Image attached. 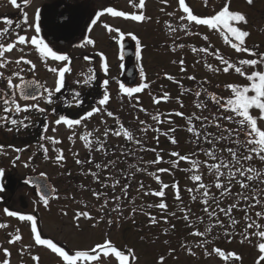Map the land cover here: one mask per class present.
I'll use <instances>...</instances> for the list:
<instances>
[{"label":"snow or ice","instance_id":"obj_1","mask_svg":"<svg viewBox=\"0 0 264 264\" xmlns=\"http://www.w3.org/2000/svg\"><path fill=\"white\" fill-rule=\"evenodd\" d=\"M32 0H8V3L13 7L20 10L21 17L13 20L8 17H0V23L3 27H0V128L7 127V131H17L22 129H28L33 126L34 120L30 113L36 112L45 117V121L42 127V134L38 141V152L43 153L45 160L51 161L57 167H64L66 157L62 149H58L56 145L61 143L55 135L48 136L46 133L51 127L53 133H55L59 126H64L71 134L67 139L75 143L77 136L83 143V146L88 150L89 159L80 160L75 159L77 165H84L85 163H93L92 152H101L105 155L108 149L106 148L107 138L111 135L114 137H121L127 143L135 145V148L128 149L127 152L121 148V154L124 156H132L135 154L136 149L144 152H153L156 158L151 161H147L145 167H136L135 171L124 172L129 179L133 178L136 172L145 173L153 178L159 185L158 190H152L144 192V184L140 183L138 191L143 192L144 195H154L160 199L158 204H149L147 207H155L161 212H166L168 205L165 202L166 189L171 188L174 195V200L179 204H183L181 197V188L179 181H174L171 184L164 183L161 179V173L174 174V170H180L188 174L187 178L191 181L194 187H187L185 190L189 193L190 200L192 202H199L203 207L202 211L206 214L207 225L203 230L195 227L197 223H204L205 216L196 217L195 220H190L191 213L190 208L181 207L180 211L183 213L182 219L186 222V227L193 229L189 231L188 235L198 238L195 242V247L203 250V255L206 257L216 256L223 261V264H231L233 261H241L242 257L235 251H225L220 247H212L209 250L208 245L213 244L219 239V234L214 232L217 227L224 229L223 236L226 239L237 235L235 231H229V228L235 229L240 224V220H237L233 212L239 210L244 212V228L239 235H241L240 243L243 244L246 241L251 244L252 239L255 238L258 242L254 245L258 252L254 264H264V224L259 221L264 219V167H256L257 163L264 165V127L261 126L264 123V52H259L256 48L249 47L246 44L247 38L250 36V32L240 25L247 26V15L238 10H232L231 0H220L219 4L214 6L210 4V0H203L205 7H212V11L209 14L198 15L194 14L193 9L186 3V0H177V10L181 12V15L177 18L175 12H169L167 15L177 20L175 26L169 21L165 22L167 34L174 36L178 31L183 32L185 36H200L204 41H209V35L202 34L195 29L204 27L211 32H218L224 39V43L227 44L236 54H245L247 57L252 58H238L233 60L232 58H225L221 52L216 49L212 50V45L208 44L206 47H191L193 54H203L204 67L209 72L214 74L224 73L229 74L234 72L237 76L242 78L246 83H227L223 85L228 92V96L218 95L216 92L209 91L203 84L198 85L196 90L191 88H183L181 95L192 94L195 97L194 107L200 110V114L193 112L185 115L184 112L176 111L168 114V119H161L165 114L162 112H155L151 114V119L157 124L169 123L174 121L171 119L172 115L182 117L186 120V131L191 134L192 139L190 143L195 145L192 152L187 154H181L178 151H172L169 156L173 159L167 161L170 168H157L155 171L149 172L147 166H155L164 162L163 156L160 155L155 148L145 147L146 135L137 138L133 131H131L121 121V118L113 111L109 110L107 105L111 101V94L109 92V79L102 81L103 93L102 96L95 101L94 105L85 111L77 118H72L69 115L59 114L57 108L54 107L57 100H60L66 107L79 108L83 105L84 101L81 98L80 91L76 89L71 90V97L66 98L63 96V90L66 87V77L72 74L73 69V57L67 53L58 52L49 45L45 38L41 35V16L42 12L40 8L35 9L32 22H29V15L25 8L31 5ZM165 5L168 4V0H162ZM246 3L251 6L254 0H246ZM129 4L137 11L129 13L122 10H117L115 7H104L98 11H95L93 16H90L89 23L87 25V31L90 33L94 26L104 16H110L112 18H123L125 20H131L133 22L142 23L150 20L151 18L145 15L144 9L146 7V0H129ZM161 11H164L162 8ZM103 27L108 33H115L111 38L117 42L121 52L119 59L123 61V48L126 37H130L136 41V59L142 61V45L139 38L131 33H125L118 27H113L107 23L103 24ZM31 30L34 34L29 36L27 33ZM23 33V34H22ZM95 46V41L90 37H85L83 42L78 44L77 47L84 48L87 46ZM185 44H175L171 46V51L175 52L177 48L183 49ZM27 49V52H26ZM14 52L20 53L18 57L13 58ZM36 54V60L42 64L45 69L53 75V83L51 86H46V82L42 83L34 78V74L37 69V63L33 59L28 58L32 53ZM101 58L100 70L106 75L109 72V64L104 53H99ZM206 57H213L218 61V65L209 63ZM85 61L91 63L92 57L85 55L83 57ZM51 62V63H50ZM200 61H197L199 63ZM172 63H178L180 66V72L185 73L187 70L184 67L185 60L181 58L179 61H172ZM53 64L57 66H53ZM27 66V67H25ZM121 69L124 68V64L119 65ZM251 69V71H248ZM95 69L92 67L87 68V71L80 72L78 79L73 83L76 85L91 86L96 80ZM32 73L33 78L26 79L25 75ZM165 77L177 83L179 86L180 81L176 77L165 73ZM139 76L141 82L136 86H126L123 82L117 80L118 95L120 96L121 103L125 97L129 102L135 99L136 103H139V97L136 94L142 93L144 90L149 89L150 85L146 82V73L141 64L139 69ZM188 80L196 81V76H188ZM18 81V82H17ZM203 83H210L205 80ZM217 87H220L217 85ZM57 94H61L58 96ZM202 94L206 96L205 99H201ZM171 99L168 92H164L161 96H153L152 101L154 105H159L161 101L167 102ZM24 101V103H21ZM43 102L48 107H41L40 102ZM177 102L181 107H184L183 101L177 97ZM212 105V108L209 107ZM50 107V112H49ZM141 112L147 113L144 108L139 109ZM207 111L209 114L204 115ZM256 114H253V113ZM23 114V115H21ZM55 117L52 120H48V117ZM94 116H99V123L107 125L105 117L112 118L117 127H105L102 133L103 139L100 136H95L94 133L99 132V128L88 130L86 121H90ZM138 121L139 131L146 134L149 130L159 132V127L152 128L144 120H139V117L135 118ZM199 122V126L197 123ZM233 125L234 127H229ZM83 128L81 133L77 132V129ZM209 129H215L216 131H210ZM177 131L176 128H169L166 132L162 133L167 137L173 145L178 144V140L172 133ZM153 139L159 143V136H153ZM48 142L52 146V152L54 157L49 156V147L43 143ZM95 145V147H94ZM207 146V147H206ZM11 148L17 155L11 161L13 165L21 159L20 153L26 149L21 147H15L14 145L0 144V155H7L4 152L5 148ZM74 156H78V153H74ZM203 156L201 160L199 157ZM33 157H29L28 161L24 163V167L29 166V161H32ZM184 162L188 167L181 169L180 164ZM116 161H107L103 164L96 163L95 168L100 171H91L90 174L93 179L100 183L102 188H111L113 191L120 185V180L114 179L111 176L106 177V180H111V183H106L100 180V173L107 170L110 167H115ZM131 167V166H130ZM123 171V170H122ZM205 171L211 178L208 183L204 182ZM5 169L0 168V179L4 177ZM44 176L45 173H41ZM27 184L33 183L31 178L25 181ZM234 185H238V191L233 193L232 189ZM38 189L41 191L40 200L45 207L49 206L51 198L58 199L56 196H49L43 191L48 188L51 193H55L56 189L50 185H38ZM215 188L219 192V197L211 192V189ZM129 184H124L121 187V195H113L108 197L107 192L91 190L92 196L100 201L103 197L102 203L99 205V211L101 216L96 219L87 210H77L73 216L75 227L79 228V221L81 218L85 220H95L92 227L104 221L111 226L114 221L108 218L109 212L121 213L120 200L123 196H127ZM4 190V186L0 183V191ZM233 197L234 203L229 204L227 207H221L223 200L221 198ZM74 199V198H73ZM109 199L115 204V207L105 211L109 204ZM243 202V207H241ZM83 207L88 208L87 202L82 201ZM259 207V211H254ZM4 214L10 218H16L20 222L30 223V234L33 241L32 245H24L20 249V254L24 255L26 252L31 255L32 246H41L49 250L58 258V264H136L139 259L132 248H120L117 247L111 239L107 237L103 242L96 243L94 246L86 249H66L60 246L57 242H54L51 238L42 237L41 231L38 229L37 217L32 214H22L18 211H12L5 208ZM137 209L134 207L131 209L132 214L136 213ZM254 212L253 215L249 213ZM223 214L229 221L228 227H225L224 222L220 220L219 215ZM149 217V223L155 225L159 223L155 216L150 213H145ZM63 215H67L64 212ZM171 216L175 217L176 213H171ZM161 219L164 223H169L167 216H162ZM172 229H175V225H171ZM9 225L5 222H0V229H8ZM167 233L168 229H164ZM10 237L9 244H15L22 241V235L20 229L16 228L13 232L7 233ZM211 237V239H209ZM167 243V241H165ZM187 253L191 256H195L196 252L192 246L182 244ZM3 252L4 259L0 260V264H11V253L9 249H0ZM174 249H169V254L174 252ZM31 259L39 264L40 257L37 255H31ZM165 257L163 255L158 257V264H164Z\"/></svg>","mask_w":264,"mask_h":264},{"label":"rangeland","instance_id":"obj_2","mask_svg":"<svg viewBox=\"0 0 264 264\" xmlns=\"http://www.w3.org/2000/svg\"><path fill=\"white\" fill-rule=\"evenodd\" d=\"M211 5L217 4L215 1H210ZM232 10H238L247 15L248 24L247 26L240 25V27L245 28V30L250 32L249 39L252 41L260 40L262 41V35L258 32L259 28L264 27V0H254L253 5L249 6L246 3V0H231L230 5ZM164 11H161V9ZM194 14L204 15L206 9L209 12V7L203 5V0H195L194 6L192 7ZM212 7H210V12ZM175 12L176 17L178 18L181 15V12L177 10V0H168V4L165 5L162 3V0H146V13L151 19L142 23L133 22L131 20L125 19H114L115 27L120 28L123 32H131L135 34L142 44V61L140 63L143 65V68L146 73V82L149 83V89L144 90L142 93L136 94L139 97V103H136L135 99L129 102L128 98L125 97L123 104L121 103L120 96L118 95V85L117 80L122 81L120 70L118 67V60L114 61V81L112 88V98L110 103L107 105L108 109L113 111L116 115L121 118V121L128 127L137 138H141L146 135L145 147L155 148L157 152L163 156L164 162L155 165L147 166L148 171H155L157 168H170L169 161L173 159L169 156V153L172 151H178L182 155L185 153L183 148V143L188 139V132L186 129V120L184 118L177 117L175 115L171 116V119L174 123H163L157 125L152 119L151 114L159 111L165 115L161 117L163 120L168 119L169 113H174L176 111L184 112L185 115L196 112L200 114V110L196 109L192 104L188 94L181 95L179 90V85L173 81L165 78V73L174 75L178 77L177 80L182 82L184 85L187 82V79L183 80L182 77L187 76H196V80L207 79L214 83H226V82H237L238 77L234 72L229 74L217 73L214 74L209 72L207 68L204 67L203 63V54H193L191 53V47H206L208 44L212 45V50L218 49L223 54L233 55L231 50H229L227 44L224 43L223 37L218 32L209 33L208 30L204 27L195 29L202 34L209 35V41H204L200 36H185L183 32H177L174 36L167 34V29L165 27V22L169 21L176 25L177 20L169 17L167 13ZM32 22V20H31ZM112 22V23H113ZM109 34V33H108ZM104 35V34H102ZM113 36V35H112ZM63 37V36H62ZM65 37V36H64ZM63 39H69L70 37H65ZM126 39V38H125ZM264 39V38H263ZM127 40V39H126ZM175 44H185L183 49L177 48L175 52H172L171 46ZM108 46V45H107ZM116 52V51H115ZM20 53L12 54V57H18ZM181 58L185 60L184 67L186 68L185 73L180 72V66L178 63L174 64L172 61H179ZM209 63L218 65L213 57H206ZM37 63V71L46 78V69L40 64L37 60H34ZM197 61H200L197 63ZM136 67V65L134 64ZM27 67V66H25ZM137 74L138 69L136 67ZM126 86H136L140 83V78L135 79L134 82L126 83L123 82ZM164 92L170 94L171 99L167 102L161 101L159 105H154L152 101L153 96H161ZM177 97L183 101L184 107H181L177 102ZM144 108L147 110L141 112L139 109ZM139 117V120H144L147 124L151 125L152 128L159 127V132H153L149 130L146 134L139 131L138 121L135 119ZM107 120V125H102L99 123V132L94 134L95 136H100L101 139L104 128L112 127L116 128V122L109 117H105ZM97 121H100V117L97 116ZM264 127V123L261 124ZM176 128L177 131L172 133L175 138L178 140V144L173 145L170 140L165 137L162 133L166 132L169 128ZM64 135L67 130L64 131ZM78 132V129H77ZM56 136L61 137L64 135L61 134ZM79 133V132H78ZM153 136H159V143L153 139ZM62 142V141H61ZM67 147L73 146L75 149H69L72 154L78 153V156H73L68 154L64 162V167H57L51 161L45 160L43 158V153L38 152V144H22L20 143L18 147L25 148L26 150L20 153L21 159L18 161L20 169L24 168V163L28 161L29 157H33L32 161H29L30 164L28 168L34 166L36 174L45 173L48 175L51 180L54 182V187L57 190L55 193L58 199L53 198L52 200L56 202L55 206L61 208L60 215H56L58 222L52 221V226L56 228V237L60 240H64L71 248H80L86 249L94 246L96 243L103 242L107 237L111 239L113 243L120 248H132L135 250L137 257L139 258L136 261V264H158V257L163 255L165 257L164 264H223V261L216 257H206L203 255V250L195 247V242L198 238L189 236V231L193 230L186 227V222L182 219L183 213L180 211L181 207L190 208L191 213L189 216L190 220H195L196 217L205 216L204 223H197L195 227H198L200 230H203L207 225L206 214L202 211V205L199 202H192L189 197V193L185 190L187 187H194L193 183L188 180V174L180 171L174 170V174L161 173V179L164 182L179 181L180 188L182 189L181 197L183 204L175 203L168 205L167 212L165 214L159 210L158 221L155 226L158 228V233L154 230H149L151 227H148L149 217L145 213H153L147 207L149 204L155 205L158 204L159 199L153 197L152 195H144L143 192L138 191L140 183L144 184V192L158 190L159 185L156 181L148 176L145 173L136 172L135 176L129 179L124 172L135 171L136 167H145L147 161L154 160L156 158L155 153L153 152H144L136 149L135 154L132 156H124L121 154V148L123 147L124 151L127 152L128 149L135 148V145L127 143L121 137L109 136L106 141V148L108 149L107 154L101 152H92L93 163L84 165H77L75 159L88 160L89 157L88 150L83 146V143L79 140L77 136L75 143L65 141ZM46 144V141L44 142ZM63 143V142H62ZM66 146V145H65ZM95 147V145H94ZM72 148V147H71ZM68 150V149H67ZM5 151V150H4ZM95 153V155H94ZM108 153H111L108 155ZM54 157V155H51ZM201 160L204 157L201 155L199 157ZM116 161L115 167H110L107 170H104L100 173V180L105 181L106 183H111V180H106V177L111 176L114 179L120 180V185L115 188L114 193H112L110 188H102L101 184L96 182L93 177L88 174L89 169L91 171H100L95 168L96 163H105L107 161ZM131 166V167H130ZM264 165L257 163L256 167L260 168ZM188 165L184 162H181L180 168H186ZM123 170V171H122ZM210 177L207 175L206 171L204 174V182L208 183ZM124 184H129V189L126 197V203H120L121 213L109 212L108 218L112 219L114 223L109 226L104 221H101L97 227H92V224L95 223V220H85L81 218L79 221L80 227H75V222L73 216L77 210H87L91 213L93 217L99 219L101 216L99 205L103 201V197L100 201H97L93 196L91 190L104 191L107 192L109 197V190L111 198L113 195H121V187ZM239 186L234 185L232 191L236 193ZM211 192L216 194L219 197V192L217 189L212 188ZM168 194L169 191H168ZM74 198V199H73ZM124 199V196L121 198ZM223 202L221 207H227L229 204L234 203L235 199L233 197L221 198ZM172 200V199H171ZM82 201L87 202L88 208L83 207ZM169 201V198L165 199ZM169 203V202H168ZM115 207V204L109 199V204L105 209L106 212L109 209ZM136 208L137 211L133 215L131 212L132 208ZM241 207H243V202H241ZM155 209V207H153ZM257 207L254 211H259ZM64 212H67V215H63ZM170 212H175L176 216H169ZM253 215L254 212L249 213ZM153 215V214H151ZM234 217L237 220H240L235 229L229 228V231H235L237 235L229 239L224 238L223 231L217 227L214 229L215 233L219 234V239H217L213 244H209L208 248L211 250L212 247H220L225 251H235L242 257L241 261H233L231 264H254L258 252L254 245L258 242L255 238L252 239V243L249 244L247 241L243 244L240 243L241 235L244 228V212L239 210H234ZM162 216H167L169 223H164L161 219ZM220 220L224 222L225 227H228V219L221 213L219 215ZM261 224H264V219L259 221ZM175 225L173 230L171 225ZM156 228V227H155ZM168 229V232L165 233L164 229ZM53 232V230H51ZM158 234V236H156ZM211 239V237H209ZM167 241V243H165ZM182 244H187L193 247V250L196 252L195 256H191L187 251L181 247ZM169 249H174L175 251L169 254ZM49 264H58L57 260H52Z\"/></svg>","mask_w":264,"mask_h":264},{"label":"flooded vegetation","instance_id":"obj_3","mask_svg":"<svg viewBox=\"0 0 264 264\" xmlns=\"http://www.w3.org/2000/svg\"><path fill=\"white\" fill-rule=\"evenodd\" d=\"M20 0H18V3ZM139 0H136L138 3ZM115 7L117 10L126 11L129 13L137 11L130 4L129 0H32L31 5L25 8L29 15V22H31L35 9L40 8L42 12L41 16V35L45 38V40L49 43L54 50L58 52H63L71 55L73 57V73L67 75L66 77V87L63 90V96L66 98L71 97V90L76 89L80 91L81 98L84 103L81 107H66L60 100H57V103L53 105L57 108L59 114L69 115L72 118H77L79 115H82L85 111L90 109L97 101L103 93L102 81L104 79H109V92L112 96V88L114 87V61L118 60V67L123 61L119 59L120 56V47L116 41H114L111 37L115 35V33H109L103 27V24L107 23L113 27L114 19H123V18H112L110 16H104L97 23L96 26L93 27L92 31L89 33L87 29V25L90 22V16H93L95 11H98L104 7ZM75 8L78 12L77 21H80L84 17V22L77 33L70 37L69 39L64 40L63 37L58 32H53L51 29L47 27V22H50V11L51 8ZM144 13H146V7L144 9ZM61 13H58L60 15ZM45 15V23H42V17ZM0 17H8L13 20L19 19L21 17L20 10L13 7L8 3V0H0ZM113 22V23H112ZM0 27H3V24L0 23ZM23 34V33H22ZM29 36L34 33L29 30L27 33ZM104 34V35H102ZM85 37H90L95 41V46H87L84 48L77 47L78 44L83 42ZM126 39L132 43L136 44V41L132 40L130 37H126ZM108 45V46H107ZM142 45V44H141ZM116 51V52H115ZM27 52V49H26ZM104 53V56L107 58V63L109 64V72L106 75L103 71L100 70L101 58L99 53ZM18 52H14L17 56ZM87 55L92 57L91 63L85 61L83 57ZM28 58L36 60V54L33 52ZM51 63V62H50ZM134 64L138 69V79L139 69L141 66L140 61L136 59V53L134 57ZM53 66H57L53 64ZM94 68L96 80L92 83V85L84 86V85H76L73 83L74 80L80 78L79 73L87 71V68ZM120 74L122 69L119 67ZM26 79L33 78L32 73H27L25 75ZM34 78L39 80L40 82H46V86H51L53 83V75L46 70V78L42 76L40 72L36 70L34 74ZM18 82V81H17ZM3 86V85H0ZM60 96L61 94H57ZM24 103V101H21ZM41 107H48L42 101L40 102ZM50 112V107H49ZM23 115V114H21ZM32 119L34 120L33 126L28 129H22L19 132L7 131V127L0 128V144L4 145H14L18 147L20 143L22 144H38L39 137L42 134V127L45 121V117L39 113L32 112L30 113ZM55 117L49 116L48 120H52ZM87 124L88 130H93L94 128L99 127V121H97V116H94L90 121L85 122ZM67 130L64 126H59L58 130L53 133L51 127H49L46 135L53 136L57 134L60 135L62 131V135H64V131ZM84 129L81 127L78 129V132H83ZM71 133L67 130L66 134L61 137H57L62 142L59 145H56L58 149H62L64 151V155L67 158L68 154H72L69 149H75L73 146L67 147V143L65 142L67 137ZM95 134V133H94ZM94 138V137H93ZM45 142V141H44ZM43 142V143H44ZM70 142V141H69ZM46 145L49 147V156L52 154V146L46 142ZM66 145V146H65ZM72 147V148H71ZM68 149V150H67ZM7 155H0V168L5 169V174L2 179H0V183L3 184L4 190L0 191V222L8 223V229H0V249L7 248L11 253L10 261L11 264H36L31 259V255H37L40 257L39 264H49L52 260H57L58 258L52 254L49 250L41 246H32L31 247V255L27 252L24 255L20 254V249L24 245H32L33 241L30 234V223L29 222H20L16 218H10L4 214V209L8 208L12 211H18L22 214H32L37 217L38 229L41 231L42 237L51 238L54 242H57L60 246L65 247L66 249H77L71 248L64 240H60L56 237V228L52 226V221L58 222L56 219V215H60L59 207L55 206L56 202L52 199L49 201V206L45 207L40 200V195L35 188L31 184L25 183L26 180L32 178L36 175H40L35 173L34 166L30 168L24 167L20 169L18 161L15 165L12 164L13 158L17 155L11 148L4 149ZM22 154V153H21ZM111 153H108L110 155ZM73 155V154H72ZM95 155V153H94ZM74 156V155H73ZM93 158V157H92ZM86 159H89L87 157ZM30 164V162H29ZM48 176V175H47ZM56 187V186H55ZM57 188V187H56ZM111 189V188H110ZM57 191V190H56ZM112 193L114 191L111 189ZM111 192L109 190V197ZM55 196V195H54ZM119 203H126V197L121 199ZM19 228L20 234L22 235V241L17 242L15 244H9L8 240L10 237L7 235L9 232H13L14 229ZM53 230V232H51ZM4 259V255L2 250H0V260Z\"/></svg>","mask_w":264,"mask_h":264},{"label":"water","instance_id":"obj_4","mask_svg":"<svg viewBox=\"0 0 264 264\" xmlns=\"http://www.w3.org/2000/svg\"><path fill=\"white\" fill-rule=\"evenodd\" d=\"M50 11V22H47V27L51 29L53 32L60 33L61 36L65 37H73L77 31L80 29L84 22V17L77 21L78 12L75 8H51ZM58 13H61L58 15ZM42 23H45V15L42 17ZM64 37V38H65ZM121 52V49H120ZM136 53V45L128 40L125 39L124 41V48H123V55H124V68L122 72L121 79L123 82L131 83L134 82L137 78V70L134 66V57ZM33 183L32 186H35L39 195H41V191L38 189V185H50L54 187L51 179L47 176L36 175L31 178ZM45 193H47L50 197L54 196L55 193H51L48 188L43 189Z\"/></svg>","mask_w":264,"mask_h":264},{"label":"trees","instance_id":"obj_5","mask_svg":"<svg viewBox=\"0 0 264 264\" xmlns=\"http://www.w3.org/2000/svg\"><path fill=\"white\" fill-rule=\"evenodd\" d=\"M194 1L195 0H186V3H188L189 4V6L192 8L193 6H194ZM210 1H215L217 4H219L220 3V0H210ZM209 12L207 11V9H206V13L205 14H209L210 13V7H209ZM258 32L262 35V41H260V40H256V41H252V39H249V37L247 38V41H246V44H247V46H249V47H253V48H256L259 52H264V27L262 26L261 28H259V30H258ZM251 35V34H250ZM228 46V45H227ZM228 48H229V50H231V52L233 53V55H230V54H228V55H226V54H223L221 51V54H223L224 56H225V58H232L233 60H235V59H238V58H252V57H247L245 54H236L235 52H234V50H232L229 46H228ZM192 53V52H191ZM195 55V54H194ZM248 71H251V69H248ZM236 75V74H235ZM172 76H174V75H172ZM237 76V75H236ZM175 77V76H174ZM187 75H185V77H182V79L183 80H185V79H187ZM239 79H238V81L237 82H235V83H246V81H244L242 78H240L239 76H237ZM166 78V77H165ZM178 77H176V79H177ZM205 80H207V79H200V80H196V81H191V80H188L187 79V82H186V84L184 85L182 82H180V84L181 85H183V87H181V86H179V90L181 91V92H183V88H191V89H193V90H196L197 89V87H198V85H200V84H203V86L205 87V88H208L209 89V91H212V92H216L218 95H221V96H228L229 95V92L225 89V88H223V85H225V84H227V83H233V82H226V83H218V82H216V83H214V82H212V81H210V80H207V81H210V83H203ZM140 82H141V79H140ZM217 85H219L220 87H217ZM188 96L190 97V100H191V102H192V104L194 105V100H195V97H194V95H192V94H188ZM201 99H207L206 98V96H204L203 94H202V96H201ZM209 107L210 108H212V105L211 104H209ZM212 110L213 111H215V109L214 108H212ZM209 113L207 112V111H205L204 112V115H208ZM253 114H256L255 112L253 113ZM184 121H185V119H184ZM197 123V126H199V122H196ZM229 127H234L233 125H228ZM210 131H216L215 129H209ZM187 135H189L188 136V139L186 140V142L185 143H183L182 145H183V148L185 149V153H190V152H192L193 150H194V148H195V145H193L192 143H190V140L192 139V137H191V134L190 133H188ZM207 147V146H206ZM264 167V166H263ZM163 181V180H162ZM164 182V181H163ZM174 181H173V179L172 180H170L169 182H164V183H168V184H171V183H173ZM166 191V197L164 198V199H167V198H169V201H165L166 203H167V205H170V204H172L173 206L175 205V203H176V201L174 200V195H173V191H172V189L171 188H168V189H166L165 190ZM168 191H169V193L170 194H168ZM181 193H182V189H181ZM153 197H156V196H154V195H152ZM156 198H158V197H156ZM159 199V201H158V203L160 202V199L161 198H158ZM172 199V200H171ZM169 202V203H168ZM157 204V203H156ZM149 210L150 211H153V213H151V214H153L152 216H155L156 218H157V220L159 219V217H158V213H159V209H157V208H155V209H153V207L152 208H149ZM163 213H165V214H168V212L166 211V212H163ZM171 213L172 212H170V214H169V216H171ZM156 225V224H155ZM155 225H151V224H148V227L150 226L151 227V229H149V230H154L156 233H158V228H157V226H155ZM156 227V228H155ZM156 236H158V234H156Z\"/></svg>","mask_w":264,"mask_h":264}]
</instances>
